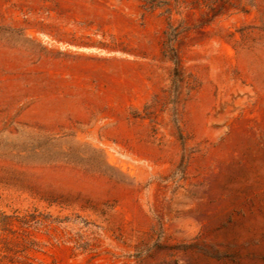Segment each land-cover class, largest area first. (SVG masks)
Instances as JSON below:
<instances>
[{"label":"rangeland","instance_id":"rangeland-1","mask_svg":"<svg viewBox=\"0 0 264 264\" xmlns=\"http://www.w3.org/2000/svg\"><path fill=\"white\" fill-rule=\"evenodd\" d=\"M0 264H264V0H0Z\"/></svg>","mask_w":264,"mask_h":264}]
</instances>
